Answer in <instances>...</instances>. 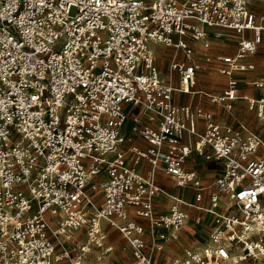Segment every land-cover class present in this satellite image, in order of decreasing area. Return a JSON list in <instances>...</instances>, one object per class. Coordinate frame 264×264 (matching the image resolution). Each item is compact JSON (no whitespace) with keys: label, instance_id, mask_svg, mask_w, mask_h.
I'll return each instance as SVG.
<instances>
[{"label":"built area","instance_id":"built-area-1","mask_svg":"<svg viewBox=\"0 0 264 264\" xmlns=\"http://www.w3.org/2000/svg\"><path fill=\"white\" fill-rule=\"evenodd\" d=\"M209 28L233 31L236 50L193 58L189 39L207 48ZM153 43L176 49L177 85L161 77ZM262 43L264 0H0V264L109 253L103 223L126 240L131 264H157L188 216L182 205L213 223L207 242L167 264H264V136L236 114L244 101L264 123V75H245ZM210 60L225 78L217 92L194 88ZM174 92L201 94L229 120ZM193 152L222 163L210 185L185 168ZM157 169L193 199L159 184ZM163 198L173 200L165 211Z\"/></svg>","mask_w":264,"mask_h":264},{"label":"rangeland","instance_id":"rangeland-1","mask_svg":"<svg viewBox=\"0 0 264 264\" xmlns=\"http://www.w3.org/2000/svg\"><path fill=\"white\" fill-rule=\"evenodd\" d=\"M221 32H224L226 34V36H221V35H217L216 33H209V36L211 38H208L209 41V46L207 48H203L201 41L200 40H194V39H189V43L191 44V46L193 47V58H200L202 59L203 57V52H206V54L210 55L211 59L212 56L216 53H226V52H233L234 50H236V46H237V38L236 36H234L233 31H229L226 29H217ZM158 50L155 56V62L158 66V69L160 71V75L161 77H164L165 80H171L173 85H176L178 83V76L177 73H174V76L172 77V79L169 78L168 75V64L170 59L174 56V54L176 53V49L174 47H165L164 49H162V46L160 45H156ZM206 49V51H205ZM259 51H257L255 58L257 60V68L259 71L264 72V55L259 54V52L264 53V43H262V45L260 46V48H258ZM178 53H180V51H178ZM179 58L181 59H186L185 57H183L182 55H179ZM206 68L204 69V73L203 75L206 76L207 82L210 83L211 79L214 77V65L212 60L210 61H206L204 62ZM207 73V74H206ZM194 88H198L200 86V82L196 81V84L194 85ZM222 87V86H221ZM220 90V88H219ZM199 95L198 94H176L175 93V98L177 101H191L192 103L197 102ZM202 101L204 102V106L211 109V110H216V104L210 102L208 100V98L206 97H202L201 98ZM239 104L236 106V114L238 116H240L242 118V120L247 124V126L262 134V136H264V123H262V121L258 120V118H256V116L254 115V112L252 110H248L246 108V103L244 101H240L238 102ZM222 113L224 115V118L226 120H229V113L222 110ZM201 160H203V158H201L200 156H198ZM205 159V158H204ZM149 167V164L147 163V169ZM145 173H147V171H144ZM198 175L201 177H204L205 183L206 184H211L212 183V179L217 175V173L214 170H210L207 171L205 170L203 171H199ZM159 183H161V185H163L167 190L171 191L174 194H180L181 191V187L178 186L175 181L174 178L169 176V175H164V177L162 179L159 180ZM214 189V186H210L208 190H212ZM94 193H96L98 196L95 200V203L97 206H99L102 203V192H101V186L97 185V188L95 190H93ZM170 203H173L172 199H167V205H169ZM203 204L208 205V201L205 200L203 202ZM195 212H200L205 218H213L212 215L200 210V211H196ZM191 218V217H189ZM187 218L185 220V224L182 226L181 229V233L184 230H187L189 225L195 226L196 223H194L192 221V219ZM197 225V224H196ZM107 236L109 238V240L112 242L113 244V250L109 253L106 254H101L99 251H96L95 249L90 250L89 252H87L84 256V259L82 261L81 264H131V253H130V249L128 247V244L126 242V240L123 238V236L120 234V232L113 228L110 227L108 225H106V227H104ZM198 235H200L198 237L197 240H201V241H195V242H191L189 244H185L181 237L179 238V240L177 242L171 243V245L173 247H175V250L177 253H182V249L186 246H196L199 244H203L205 242L208 241V227H205L203 230L199 227L198 229ZM84 229L82 230H73L71 232L72 235H76L77 233H81L82 236L84 237ZM196 232V231H195ZM196 235V233H195ZM62 237V236H61ZM196 237V236H195ZM64 239V237H62ZM190 239V238H189ZM193 240V239H192ZM66 241V240H65ZM202 242V243H201ZM68 243V241H67ZM69 245L71 244L70 242L68 243ZM159 255H161L162 257H165L166 259L169 260V258H171V256L174 255L173 252L170 251V249H165L164 251H162ZM167 260V261H168Z\"/></svg>","mask_w":264,"mask_h":264},{"label":"crops","instance_id":"crops-1","mask_svg":"<svg viewBox=\"0 0 264 264\" xmlns=\"http://www.w3.org/2000/svg\"><path fill=\"white\" fill-rule=\"evenodd\" d=\"M217 29H222V28H209L208 29V38H211L210 36H209V33H218L217 35H221V36H226V34L224 33V32H221V31H219V30H217ZM234 36H236L235 34H234ZM237 38V37H236ZM153 45V48L155 49V53L157 52V51H160V50H158V48H157V46L156 45H160V44H157V43H153L152 44ZM262 45V44H261ZM260 45V46H261ZM160 46H162V49H164L165 48V46H163V45H160ZM237 47V46H236ZM205 51H206V49H205ZM235 51V50H234ZM233 51V52H234ZM259 51V50H258ZM233 52H226V53H233ZM203 53H206V52H203ZM202 53V54H203ZM221 53V52H220ZM217 54V53H216ZM259 54H261V55H264V53H262V52H259ZM215 55V54H214ZM255 55H256V53L252 56V58H253V60L255 61V64H256V69H255V71H253V72H246L245 73V75L246 76H252V75H264V72H262V71H259L258 70V68H257V60H256V58H255ZM197 58V57H196ZM198 59H200V58H198ZM203 74H205L203 71L202 72H199V73H197V75H196V81H199L200 82V86L198 87V88H195V89H198V90H205V91H212V92H217V91H220L223 87H224V84H225V78L223 77V76H221V75H218L217 73H215L214 72V77L210 80L211 82L210 83H208L207 82V79H206V76L205 75H203ZM207 74V73H206ZM162 78H164V77H162ZM165 79V78H164ZM171 81V80H170ZM171 83H172V81H171ZM173 84V83H172ZM178 84V83H177ZM176 84V85H177ZM196 84V83H195ZM222 86V87H221ZM219 88H220V90H219ZM247 88V90H248V92H250L251 94H256V93H258V90L257 89H255V88H253V87H246ZM175 93L176 94H181V95H183V94H192V93H179V92H174V94H173V100L176 102V103H192L191 101H177L176 100V98H175ZM194 94H198L199 95V97H198V100H197V102L199 103V102H201L202 103V105L204 106V102L202 101V97L203 96H201V94H199V93H194ZM197 102H195V103H197ZM195 103H192V104H195ZM205 107V106H204ZM206 109H209V108H207V107H205ZM126 110H129V111H131L132 110V107H131V105H127L126 106ZM136 110V109H135ZM138 110V109H137ZM209 110H211V109H209ZM211 111H214V113H215V115H216V117L217 118H219V119H221V120H224V121H227L225 118H224V115H223V113H222V109L219 107V106H216V110H211ZM129 115H131L130 113H129ZM240 117V116H239ZM241 118V117H240ZM242 119V118H241ZM130 125H131V120H130V118H128L127 119V121H126V123L124 124V126H123V128H122V132L125 134V135H128L129 133H130ZM135 142L140 146V147H142V148H145L146 146H147V143H146V141H144L142 138H140V137H138V136H136L135 137ZM207 150H209L208 149V147H207ZM201 157V156H200ZM201 158H203V157H201ZM147 161H145V160H142L141 161V163L139 164V170H140V172L143 174V175H147L148 174V171H149V169L151 168V165L149 164V167H148V169H147ZM185 168L186 169H189V170H195L196 172H197V174H198V172L199 171H205V170H207V171H210V170H214L216 173H217V175L212 179V182L219 176V174H220V172H221V168H222V163L220 162V161H217V160H215V159H204L203 158V160H201L199 157H198V155L197 154H195V152H193V154L192 155H190L188 158H187V160H186V162H185ZM144 171H147V173H145ZM199 176V175H198ZM156 177H157V181H158V183H159V180L160 179H162L163 177H164V174L162 173V171L160 170V169H157L156 170ZM200 178H201V180L203 181V183H205V180H204V177H201V176H199ZM159 184H161V183H159ZM163 186V185H162ZM182 189H181V191H180V193H181V195L180 194H174V193H172L171 191V193L172 194H174V195H176V196H178V197H182V198H184V199H186V200H192L193 199V191L191 190V189H189V188H187V187H181ZM167 199H169V198H163V199H158V200H156L155 201V205L158 207V208H160L161 210H163V211H165L168 207H169V205L171 204H169V205H167ZM205 200H207L208 201V199H207V195H206V193H205V197L203 198V200L201 201V204L203 205V206H206L205 204H203V202L205 201ZM182 208L187 212V214H188V216H187V218H189V217H191V218H189V219H192V221L194 222V223H196L195 224V226H192V225H189L188 226V228H187V230H184L182 233H181V229H182V227L178 230V238L175 240V241H172V242H169V243H167V245H166V248L165 249H170V251L171 252H173L174 253V255L173 256H175V255H179V254H181V253H177L176 252V250H175V247H173L172 245H171V243H174V242H177L178 240H179V238L181 237V239H182V241L185 243V244H189V243H191V242H195L197 239H198V237L200 236V235H198V229H199V227L203 230L205 227H208L209 228V230H210V228H211V226H212V223H213V221H212V218H205L200 212H195L194 213V210H196L195 208H193V207H189V206H185V205H182ZM197 211V210H196ZM199 211V210H198ZM197 215H201L202 216V221H200V222H198V221H196L195 220V216H197ZM186 218V219H187ZM185 219V220H186ZM137 220H139V221H142V222H144L145 223V220L144 219H142V218H137ZM184 224H185V222H184ZM183 224V225H184ZM106 223H103V226L104 227H106ZM182 225V226H183ZM209 230H208V232L207 233H209ZM196 231V232H195ZM195 233H196V235H195ZM196 236V237H195ZM190 238V239H189ZM193 239V240H192ZM198 242L199 241H201V240H197ZM202 243V242H201ZM199 245H201V244H199ZM197 246V245H196ZM187 247H193V246H186V247H184L183 249H185V248H187ZM183 249H182V251H183ZM172 257V256H171ZM170 259V258H169ZM131 260H132V257H131ZM168 259H166L165 257H162L161 255H157L156 256V262H157V264H167V261ZM131 263H132V261H131Z\"/></svg>","mask_w":264,"mask_h":264},{"label":"bare ground","instance_id":"bare-ground-1","mask_svg":"<svg viewBox=\"0 0 264 264\" xmlns=\"http://www.w3.org/2000/svg\"><path fill=\"white\" fill-rule=\"evenodd\" d=\"M95 204V207L97 208L98 206L96 205V203H94Z\"/></svg>","mask_w":264,"mask_h":264}]
</instances>
